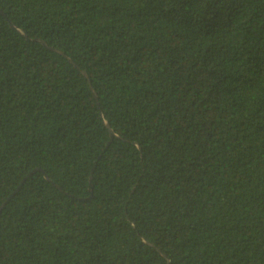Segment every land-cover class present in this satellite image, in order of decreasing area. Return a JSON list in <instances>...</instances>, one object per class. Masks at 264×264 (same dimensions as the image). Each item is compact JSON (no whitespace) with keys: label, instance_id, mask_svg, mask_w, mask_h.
Wrapping results in <instances>:
<instances>
[{"label":"trees","instance_id":"1","mask_svg":"<svg viewBox=\"0 0 264 264\" xmlns=\"http://www.w3.org/2000/svg\"><path fill=\"white\" fill-rule=\"evenodd\" d=\"M0 264H264V0H0Z\"/></svg>","mask_w":264,"mask_h":264},{"label":"water","instance_id":"2","mask_svg":"<svg viewBox=\"0 0 264 264\" xmlns=\"http://www.w3.org/2000/svg\"><path fill=\"white\" fill-rule=\"evenodd\" d=\"M44 43V45H46L47 46V44L45 43V42H43ZM48 47V46H47ZM51 49H53V48H51ZM56 51H58L59 53H61V54H64L61 50H58V49H55ZM72 61V60H71ZM73 62V61H72ZM76 67H77V65H75ZM78 68V67H77ZM83 72V74L85 75V76H88L87 75V73L85 72V71H82ZM94 96L96 97V94L94 93ZM110 130V134H111V137H113L114 136V132L111 130V129H109Z\"/></svg>","mask_w":264,"mask_h":264}]
</instances>
